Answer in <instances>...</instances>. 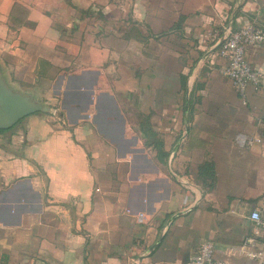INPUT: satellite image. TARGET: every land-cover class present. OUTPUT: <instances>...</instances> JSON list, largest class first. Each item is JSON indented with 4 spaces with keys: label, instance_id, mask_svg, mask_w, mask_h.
Wrapping results in <instances>:
<instances>
[{
    "label": "crops",
    "instance_id": "obj_1",
    "mask_svg": "<svg viewBox=\"0 0 264 264\" xmlns=\"http://www.w3.org/2000/svg\"><path fill=\"white\" fill-rule=\"evenodd\" d=\"M252 21L264 0H0V76L48 109L0 130V264H186L205 240L250 264L225 250L264 220V45L243 102L213 35Z\"/></svg>",
    "mask_w": 264,
    "mask_h": 264
},
{
    "label": "built area",
    "instance_id": "obj_2",
    "mask_svg": "<svg viewBox=\"0 0 264 264\" xmlns=\"http://www.w3.org/2000/svg\"><path fill=\"white\" fill-rule=\"evenodd\" d=\"M258 2L260 0H249ZM218 56L225 60L221 74L231 82L243 102L246 99V90L249 86L258 88L263 80L262 72L254 68L247 60V50L252 46L264 45V28L256 22H248L240 28L231 25L224 26L221 31L213 35ZM247 146L262 145L259 137L240 139ZM264 154V150L261 151ZM186 188L188 185L184 184ZM252 222V235L245 238L238 245L225 250L229 257H244L250 264H264V220L258 211H253L250 216ZM137 220L142 222L143 215H138ZM261 248H258V246ZM186 264H230L215 258L214 244L211 240L202 241L195 253Z\"/></svg>",
    "mask_w": 264,
    "mask_h": 264
},
{
    "label": "water",
    "instance_id": "obj_3",
    "mask_svg": "<svg viewBox=\"0 0 264 264\" xmlns=\"http://www.w3.org/2000/svg\"><path fill=\"white\" fill-rule=\"evenodd\" d=\"M47 111L48 109L42 104L13 92L0 76V130L12 128L27 116Z\"/></svg>",
    "mask_w": 264,
    "mask_h": 264
},
{
    "label": "trees",
    "instance_id": "obj_4",
    "mask_svg": "<svg viewBox=\"0 0 264 264\" xmlns=\"http://www.w3.org/2000/svg\"><path fill=\"white\" fill-rule=\"evenodd\" d=\"M205 168H206V167H205V166H203V167H202V170H205Z\"/></svg>",
    "mask_w": 264,
    "mask_h": 264
}]
</instances>
